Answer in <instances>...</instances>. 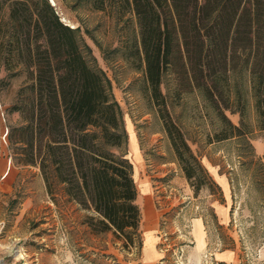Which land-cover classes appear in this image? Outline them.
Listing matches in <instances>:
<instances>
[{"label": "rangeland", "instance_id": "1", "mask_svg": "<svg viewBox=\"0 0 264 264\" xmlns=\"http://www.w3.org/2000/svg\"><path fill=\"white\" fill-rule=\"evenodd\" d=\"M47 1L75 30L119 110L127 139L117 153L132 166L139 233L129 244L113 231H91L89 218L98 217L59 187L48 194L39 167L23 165L9 147L6 133L21 124L9 109L29 75L17 58L6 69L9 52L23 44L12 39L13 0H0V264H264V106L257 108L250 68L230 73L215 105L199 89L184 92L175 67L163 75L166 110L199 164L188 180L143 63L129 58L135 18L99 11L95 0ZM197 221L204 229L195 240Z\"/></svg>", "mask_w": 264, "mask_h": 264}, {"label": "trees", "instance_id": "2", "mask_svg": "<svg viewBox=\"0 0 264 264\" xmlns=\"http://www.w3.org/2000/svg\"><path fill=\"white\" fill-rule=\"evenodd\" d=\"M95 1L99 11L135 18L138 43L129 58L143 63L159 117L191 180L199 164L169 117L161 79L175 67L184 92L199 89L215 105L226 95L230 73L250 68L257 108L264 106V0ZM10 20L12 39L22 37L23 49L9 52L6 69L19 59L29 83L9 109L21 119L6 134L9 147L23 165L39 167L48 194L59 187L98 217L89 218L91 231H113L133 244L140 223L137 192L131 164L117 153L127 136L103 73L47 0H13Z\"/></svg>", "mask_w": 264, "mask_h": 264}, {"label": "crops", "instance_id": "3", "mask_svg": "<svg viewBox=\"0 0 264 264\" xmlns=\"http://www.w3.org/2000/svg\"><path fill=\"white\" fill-rule=\"evenodd\" d=\"M194 228L192 229V235L196 240V237H199V231L204 229L203 225L197 221V223L193 224Z\"/></svg>", "mask_w": 264, "mask_h": 264}, {"label": "water", "instance_id": "4", "mask_svg": "<svg viewBox=\"0 0 264 264\" xmlns=\"http://www.w3.org/2000/svg\"><path fill=\"white\" fill-rule=\"evenodd\" d=\"M7 134V133H6Z\"/></svg>", "mask_w": 264, "mask_h": 264}]
</instances>
